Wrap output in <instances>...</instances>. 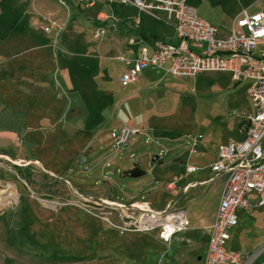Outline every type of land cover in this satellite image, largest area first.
Here are the masks:
<instances>
[{"label":"rangeland","instance_id":"obj_1","mask_svg":"<svg viewBox=\"0 0 264 264\" xmlns=\"http://www.w3.org/2000/svg\"><path fill=\"white\" fill-rule=\"evenodd\" d=\"M37 2L44 21L33 15L32 0H0V53L8 60L31 47L47 45L21 61L32 64L36 78L54 73L59 76L57 80L50 78L53 89L46 92L47 109L53 110L57 102L64 104L65 98H55L61 93L55 81H62L60 72H65L63 85L67 93V89L71 91L72 107L70 115L60 119L65 125L57 124L53 130L45 128L38 134H22L18 146L0 149V191L15 197L6 202L1 199L4 195L0 197V264H162L167 246L175 237L180 246L191 245L192 238L187 234L190 228L167 246L159 239L158 230L141 232L131 228L120 235L118 228L123 226L124 217L138 220L146 216L138 207L145 210L144 203L157 213L165 210L169 202L176 201L174 208H179L180 193L169 192L166 185L173 178L184 177L186 162L199 169L191 178L210 177L208 168L219 145L237 139L240 124L250 112L248 83L236 84L228 73L176 79L163 71L147 69L138 81L122 86L118 79L126 69L119 59L128 58L134 47H128L122 36L109 33L94 39L95 26L88 18L97 12L87 8L71 19L55 40L53 35L40 31L38 25L64 16L65 7L57 0ZM43 2L54 5L56 13L39 7ZM188 3L220 35L243 10L250 14L264 12V0ZM95 10L127 17L133 14L137 18L130 7L116 2L106 7L97 2ZM139 18L150 39L174 40L171 25L146 14ZM28 34L34 35L37 43L27 44ZM14 61L8 63L10 68ZM2 75L0 69V78ZM4 82L12 86L5 78ZM30 97L25 94L22 99L28 114V108L36 109L30 106L34 102ZM49 118L58 121L47 117L45 125L50 123ZM122 125L137 135L119 147L112 134ZM198 135L202 137L198 154L188 159L191 138ZM154 156L159 160L152 163ZM82 158L86 159L83 166ZM178 159L181 164L176 162ZM135 168L144 175L123 176ZM218 185L219 182L208 185L207 210L217 203ZM9 186L12 190H8ZM184 212L190 222L199 226L202 218L197 205L186 207ZM238 217L236 237L228 245L242 243L241 255L253 257L264 244L248 253L246 248L264 236V208L251 212L241 209ZM181 235L184 238L178 239Z\"/></svg>","mask_w":264,"mask_h":264},{"label":"built area","instance_id":"obj_2","mask_svg":"<svg viewBox=\"0 0 264 264\" xmlns=\"http://www.w3.org/2000/svg\"><path fill=\"white\" fill-rule=\"evenodd\" d=\"M97 1L58 0V3L65 8L73 3L90 9ZM102 1L135 8L138 14L143 13L171 25L174 31L173 42L154 39L151 45H146L141 41L136 58L119 59L128 68L118 79L122 86L136 82L147 69L163 71L176 79L196 78L203 73H228L232 82L248 83L246 94L251 108L243 119L244 138L241 141L228 140L219 146L210 166L217 178L224 179V185L213 223L209 227L202 226L203 230L209 231L203 264H257L264 247L255 256L244 258L240 253L228 250L226 244L229 231L237 225L238 209L251 212L255 208H264V12L250 14L243 10L220 35L217 28L198 17L188 0ZM156 14H162L163 18ZM138 18L132 19L136 29L139 28ZM113 20L112 16L99 14L93 38L105 36V25L108 21L113 24ZM39 28L56 40L65 26L54 20H45ZM128 43L133 44V41ZM133 135L137 132L122 125L112 138L119 147H124ZM201 139V136L191 138L190 156L196 153ZM196 170L195 167H187L188 173ZM176 181L167 188L171 189ZM252 196H256L255 204L250 201ZM143 212L146 216L138 220L124 217L123 226L118 228L119 234L123 235L131 228L141 232L158 230L159 239L169 244L175 236L189 229L185 212L174 208V204L160 213L145 205Z\"/></svg>","mask_w":264,"mask_h":264},{"label":"crops","instance_id":"obj_3","mask_svg":"<svg viewBox=\"0 0 264 264\" xmlns=\"http://www.w3.org/2000/svg\"><path fill=\"white\" fill-rule=\"evenodd\" d=\"M37 1L38 0H32V4H31L32 13L34 16H39V17H42V19H43L44 17L42 14V10L37 8V4L39 3ZM57 2H58V0H57ZM97 2L104 4L105 7L107 5H112V4H107L105 1H102V0H99ZM96 3L89 10H93L94 13L95 12H97V13L94 17L88 18V20L96 27L97 23L95 22V20L99 14H103L104 16H112L114 19L113 20L114 25L109 24V21L106 23L105 26L107 28V33L111 34L112 36H114V35L122 36L125 39V42H126L128 47H134L135 48L133 53H131L127 59H134L138 56V51H139V46H140L141 41L146 43V45H151L152 40L157 39V37H152L153 39L149 38L150 36H148V33H146L144 31V29H142L140 21H139V28L138 29L133 27L132 19L135 18L132 16L133 14L130 17L121 16V15H117V14H113V13H107L106 14L105 11H96L95 10ZM39 7H42V9H44V10H48L51 14H55L57 11L56 7L54 5L49 4L48 2L41 3ZM83 8H84V6H82V5L78 6V5H75L73 3H69L68 8H64L66 11V12L65 11L63 12L64 16L60 17L59 19H48V20L57 21L60 24H63L66 28L68 26V23H70L71 19H73L75 16L82 15ZM130 8L132 9L131 12L137 13V16H140L141 14H143V13L138 14V11L135 8H132V7H130ZM69 9L72 10L73 13ZM53 18H56V17H53ZM43 21H44V19H43ZM1 23L2 22L0 21V25H1ZM39 26L40 25H38V29L40 30ZM47 38H48V40L51 39V37H47ZM27 39H28L27 44H29V45L37 43V39L32 34H28ZM51 40H53V39H51ZM129 40H132L133 44H129L128 43ZM157 40H159V39H157ZM162 41L173 42L174 40L173 41L172 40H168V41L162 40ZM70 45L71 46L73 45L72 47L76 46V44H70ZM45 46H47V45H45ZM45 46L39 47V45H37V47H31L29 49L22 51L21 53H18L17 55H13V57H11L8 60L5 58H2V55H1L2 53H0V69L3 70L2 78H0V99H1V103H2V105L0 107V112L5 107H7V109H9V112L11 115L21 116L23 119L22 124H23L24 128L21 130L20 134L21 135L24 134V136H27V134H29V135L38 134L39 132L45 130V128L53 130L56 128L57 124L65 125L66 123H62L60 121V119L66 118L71 113V111H70V109L72 107L71 106V100H70L71 91L67 89L68 93L66 92V89L64 86L65 83L63 81L64 76H65V72H63V71L60 72V76H61L62 81H60V80L55 81L57 88L61 92L55 98L57 99V101H59V99L65 98L64 104L61 106L60 102L54 103V104H56V107H53V110H51L52 109L51 107H49L47 109L48 99L46 96V92L48 90L50 91L53 89V88H51L53 86H52V83L50 81V78H54L57 80L58 79L57 77H59V76L56 73H54L52 76H46L45 78L39 77V76H37V78H36V75L33 74L32 64L30 62H27V61H21V59L24 56L28 55L31 52L43 50L41 48H45ZM48 46H49V44H48ZM14 60L15 61L17 60L19 62H15ZM11 61H14V64L10 68L11 65H9L8 63ZM5 65H7L8 67L5 68ZM125 69L127 70L128 68L125 67ZM26 73H28L30 77H28L26 75ZM55 76H56V78H55ZM140 76H139L138 80L140 79ZM4 78L6 80L10 81L12 83V86L6 84L4 82ZM27 82H28V84H29V82H31L30 83L31 86L28 89L26 86ZM40 86H41V89H40ZM54 87H55V85H54ZM25 94L28 95L29 97L31 96L30 98H33V101H34L33 105H30V106H33L34 108H36L35 110L28 108V110H31L29 114L27 112H25V109L23 110L24 104L22 102V99H23V96ZM48 96H49V94H48ZM52 97L53 96L50 94V98H52ZM29 104L30 103H28L27 107L29 106ZM50 106H53V103ZM43 109H47V110L41 111ZM47 117L58 118V121L55 120V122H53V120L52 119L50 120V118H49L48 122H50V123L45 125L44 123L46 122L45 120H47ZM241 129H242V127H241ZM238 134L239 135H237V139L235 141H241L244 138V134H242V130ZM21 135H17V133L11 132V131H0V149H5V147L9 146V145L18 146L21 142V140L19 138ZM198 136H200V135H198ZM26 142H28L32 145H37L36 142H33L32 140H28ZM219 146H221V145H219ZM198 147H199V144H198L197 148ZM197 148H196V153L194 155H191V156L188 155V159H190V158H192L198 154ZM189 154H190V151H189ZM16 162H19V161H16ZM176 162L181 164V161L179 159ZM213 162H212V164H213ZM189 166L195 167L194 165L186 162L184 177L183 178H173L172 181L166 185V188H167V186L172 185L174 183V180H177L175 182V185L171 189L167 188V190L169 192H177V193L179 192L180 193L179 196L182 197V200H181V203L179 204L178 209H182L184 211L185 208L188 206L197 205L201 211V218L202 219L199 223V226H195L192 223V221L190 222L187 218L188 223H189V228H190V231L187 234L190 235V237L192 238L191 239V245L186 246L187 249L184 246H180L181 244L180 245L178 244L176 237L173 239V243L170 244L169 246H167L164 243L167 246V253L165 256L162 257V260H164V262L162 264H203V259L206 255L207 243L209 240V231L203 230L202 226L209 227L214 221L215 214L217 211V207H218V204H219V201L221 198V193H222V189H223V185H224V179L223 178H217L215 176V174L211 172V170H210L211 175L209 178H203V179L191 178L195 174L198 173L199 169L197 167H195L197 169L195 172L188 173L187 167H189ZM208 169H210V167ZM213 182H219V185L217 187L218 188L217 203L214 206H212L210 209L207 210V209H205V207L207 205V201L205 200V197H206V195L210 194V193H208L210 190V187H208V185L212 184ZM205 186H206V188L204 190L203 188ZM185 199H186V202H185ZM250 201L252 204H255L256 196H252V198H250ZM173 204H176V201L172 202V203H170V202L167 203L166 208L168 206L173 205ZM144 205L149 206L147 203H144ZM138 207H141V209H142L141 205H138ZM240 210L241 209H238L236 211L237 225H238V221H239L238 211H240ZM201 223H202V225H201ZM237 225L229 231V240L227 241L226 248L230 251L240 253V250H242V248H240V246H242V243L241 244L236 243V245L234 247H231L228 245L229 242H231L233 240V238L236 237L235 233H237V232H236L235 228L237 227ZM184 236L185 235H183V236L181 235L182 238L178 237V239H183ZM262 244H264V236L263 235H261L254 244H252L251 246L246 248V253H248L252 248H256V246H260ZM263 247H264V245H262L261 248H263ZM184 249H186V250H184ZM257 264H264V251L259 255V258L257 259Z\"/></svg>","mask_w":264,"mask_h":264},{"label":"trees","instance_id":"obj_4","mask_svg":"<svg viewBox=\"0 0 264 264\" xmlns=\"http://www.w3.org/2000/svg\"><path fill=\"white\" fill-rule=\"evenodd\" d=\"M1 99H0V107H1ZM22 117L19 115H11L9 109L5 107L0 112V131H11L17 133V135H21L20 132L24 128L22 124ZM244 121L240 125L243 127Z\"/></svg>","mask_w":264,"mask_h":264},{"label":"water","instance_id":"obj_5","mask_svg":"<svg viewBox=\"0 0 264 264\" xmlns=\"http://www.w3.org/2000/svg\"><path fill=\"white\" fill-rule=\"evenodd\" d=\"M158 160H159V157L158 156H154L153 159H152V163L157 162ZM85 163H86V159L82 158L81 161H80V164L83 166ZM143 175H144V173L141 172L137 168H135V169H133L131 171L123 173L124 177H129V178H139V177H141Z\"/></svg>","mask_w":264,"mask_h":264},{"label":"bare ground","instance_id":"obj_6","mask_svg":"<svg viewBox=\"0 0 264 264\" xmlns=\"http://www.w3.org/2000/svg\"><path fill=\"white\" fill-rule=\"evenodd\" d=\"M8 190H12V188L9 186L8 187ZM8 191H6V192H4V191H0V197L2 196V195H4L5 197H1V199L3 200V201H9V200H12L13 201V199L15 198L11 193H7ZM1 207V206H0ZM139 209H141V207H139ZM141 210H144V207L142 206V209Z\"/></svg>","mask_w":264,"mask_h":264}]
</instances>
